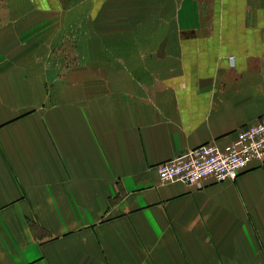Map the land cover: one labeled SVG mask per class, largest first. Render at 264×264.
I'll return each instance as SVG.
<instances>
[{
    "label": "crops",
    "instance_id": "0c3cea01",
    "mask_svg": "<svg viewBox=\"0 0 264 264\" xmlns=\"http://www.w3.org/2000/svg\"><path fill=\"white\" fill-rule=\"evenodd\" d=\"M43 1L0 16V264H264V156L156 171L264 117V0Z\"/></svg>",
    "mask_w": 264,
    "mask_h": 264
},
{
    "label": "built area",
    "instance_id": "2783aa9c",
    "mask_svg": "<svg viewBox=\"0 0 264 264\" xmlns=\"http://www.w3.org/2000/svg\"><path fill=\"white\" fill-rule=\"evenodd\" d=\"M264 156V117L244 125L223 145L216 142L189 148L184 153L156 164L161 182L180 180L201 187L205 180L222 182L234 179L252 158Z\"/></svg>",
    "mask_w": 264,
    "mask_h": 264
},
{
    "label": "rangeland",
    "instance_id": "374dc122",
    "mask_svg": "<svg viewBox=\"0 0 264 264\" xmlns=\"http://www.w3.org/2000/svg\"><path fill=\"white\" fill-rule=\"evenodd\" d=\"M56 2L59 7V11L57 12V14H60V17H64V18L67 17L73 19L72 26L74 29L70 26L71 33H76L75 22H80V18L82 16H86L87 18H89L90 27L93 26V23L95 21V20L91 21L92 18H94L95 16L94 14L95 10H93V0H56ZM42 4H44L43 0H42ZM6 8H7V0H0V16H5ZM88 11L90 12L89 14H87Z\"/></svg>",
    "mask_w": 264,
    "mask_h": 264
}]
</instances>
